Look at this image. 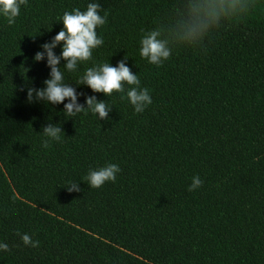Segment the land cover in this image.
Segmentation results:
<instances>
[{"label":"trees","instance_id":"1","mask_svg":"<svg viewBox=\"0 0 264 264\" xmlns=\"http://www.w3.org/2000/svg\"><path fill=\"white\" fill-rule=\"evenodd\" d=\"M90 2L104 42L65 81L113 107L64 119L63 103L28 102L50 72L33 57ZM149 31L170 50L159 66L139 53ZM125 55L152 98L140 113L75 84ZM50 122L61 142L44 148ZM106 163L116 180L89 187ZM0 245V264H264V0H28L0 17Z\"/></svg>","mask_w":264,"mask_h":264},{"label":"clouds","instance_id":"2","mask_svg":"<svg viewBox=\"0 0 264 264\" xmlns=\"http://www.w3.org/2000/svg\"><path fill=\"white\" fill-rule=\"evenodd\" d=\"M28 0H0V17H3L9 25L15 23L20 13L21 6H27ZM100 4L97 2L88 3L86 10L81 11L75 8L72 11H65L59 21L63 27L53 36L50 41L42 44L41 51H37L33 57L34 61H41L47 57L46 65L50 68L49 75L43 81V87H28L27 100L29 103L38 101L45 105L54 106L63 103L61 110L64 119H72L80 113H91L100 120L109 119V112L112 105L104 99H98L96 95H88L85 102L80 103L76 88L70 82L65 81V72H77L79 65L92 58V50L103 44V37L98 36L96 28L104 25L106 16L98 13ZM158 33L149 31L140 40L139 53L149 63L159 66L170 56V50L165 43L158 39ZM60 46L61 51L57 54L54 49ZM128 56L112 65L108 62L94 63L85 67L83 73L75 81L76 85H86L94 93L102 92L106 97L111 96L113 91L125 93L128 102L133 106L136 113L143 112L152 103L148 88L140 86V80L136 73L131 71L126 64ZM64 61L61 64V61ZM63 68V71L61 70ZM125 84L129 87L125 89ZM124 97L121 96V99ZM67 99V102H65ZM62 126L59 123H48L42 126L43 139L42 147L47 148L52 141L61 142ZM120 167L117 163H106L97 168H90L83 181L89 187L98 188L107 181H115ZM202 184L200 177H192V183L188 190L192 191ZM69 192L80 191L78 182H69L66 185ZM25 244L36 242L31 241L25 234L22 237ZM6 248V245H0Z\"/></svg>","mask_w":264,"mask_h":264}]
</instances>
